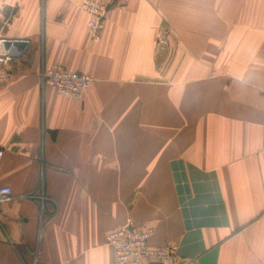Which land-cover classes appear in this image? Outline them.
I'll return each instance as SVG.
<instances>
[{"label": "crops", "instance_id": "1", "mask_svg": "<svg viewBox=\"0 0 264 264\" xmlns=\"http://www.w3.org/2000/svg\"><path fill=\"white\" fill-rule=\"evenodd\" d=\"M81 2L0 0V41H26L0 62V264H114L123 226L264 264V0H113L98 41Z\"/></svg>", "mask_w": 264, "mask_h": 264}, {"label": "built area", "instance_id": "2", "mask_svg": "<svg viewBox=\"0 0 264 264\" xmlns=\"http://www.w3.org/2000/svg\"><path fill=\"white\" fill-rule=\"evenodd\" d=\"M113 0H82V8L88 14L87 26L90 36L98 41L104 28L108 8ZM0 50V62L11 59V49ZM92 77L81 71L67 69L62 65H53L41 74L42 85L53 87L63 96L83 100L86 90L92 84ZM14 197L10 186H0V203ZM151 228H133L123 226L108 233L107 242L114 252V264H192V261L176 254L174 247H151L149 239Z\"/></svg>", "mask_w": 264, "mask_h": 264}, {"label": "water", "instance_id": "3", "mask_svg": "<svg viewBox=\"0 0 264 264\" xmlns=\"http://www.w3.org/2000/svg\"><path fill=\"white\" fill-rule=\"evenodd\" d=\"M26 46V41L22 40H5L4 41V47L8 49H21Z\"/></svg>", "mask_w": 264, "mask_h": 264}]
</instances>
